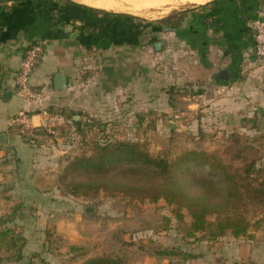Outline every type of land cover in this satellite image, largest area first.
<instances>
[{
    "label": "rangeland",
    "instance_id": "374dc122",
    "mask_svg": "<svg viewBox=\"0 0 264 264\" xmlns=\"http://www.w3.org/2000/svg\"><path fill=\"white\" fill-rule=\"evenodd\" d=\"M189 5L192 3L179 1L150 5L142 13L122 11L134 16L128 20L142 28L141 40H146L152 52L153 26L147 21ZM205 91L200 87H177L175 91L166 87L158 97V115L148 110L128 116L79 113L78 120H74L68 113L65 124L61 121L35 127L16 123L15 134L33 149V155L3 152L0 142V216L7 219L17 208L13 219L0 227H13L22 236L18 244L23 245L17 259L14 249L0 248V264H89L88 259L98 255L120 256L131 264H264V118L253 110L250 116L236 121L239 126L228 128L219 123L214 111L208 112V117L199 111L202 101L193 108L189 106L192 94ZM237 98H245V94L239 93ZM188 109L194 110L191 117L185 114ZM115 140L137 141L151 155L170 161L195 150L215 156L231 172L243 174L247 169L248 178L239 184L243 199L235 205L250 222L247 234L235 238L226 234L215 239H207L202 232L188 236L190 217L186 209H179L177 216L176 206L164 199L139 201L121 192L103 190L70 194L68 182L89 179L84 170L67 168L70 161L92 154L98 144ZM114 172L110 170L104 178H120ZM185 174L199 175L200 170H185ZM245 180L247 190L241 186ZM32 186L57 192L55 198L44 203L55 213L47 215L45 224L32 210L31 198L23 194ZM38 202L43 204V199ZM71 245L79 249L72 250ZM232 245L241 246L239 253L250 248L254 254L236 260L230 253Z\"/></svg>",
    "mask_w": 264,
    "mask_h": 264
},
{
    "label": "crops",
    "instance_id": "0c3cea01",
    "mask_svg": "<svg viewBox=\"0 0 264 264\" xmlns=\"http://www.w3.org/2000/svg\"><path fill=\"white\" fill-rule=\"evenodd\" d=\"M72 1L119 13L109 20L110 34L88 27L79 29L100 22L101 15L75 6H65L69 17L62 22L54 10L29 1H15L19 4L15 10L0 14L4 21L0 29V135L6 138L1 143L3 152L33 155V149L18 138L11 123L20 110L28 115V125L35 127L61 121L65 124L68 113L71 119L76 113L128 116L148 110L157 114L158 97L166 87L174 91L177 87L205 89L192 94L186 108L202 101L199 111L206 117L214 111L219 123L228 128L239 126L236 121L250 116L253 110L264 118V62L262 67L256 66L250 25L257 16L264 19V0H207L175 8L153 21L152 52L146 40H141L142 28L130 29L123 15L128 13ZM48 2L62 4V0ZM5 3L10 5L11 0ZM35 41H42L44 46L30 74L32 86L43 93L40 103L20 98L15 85L24 50ZM158 41L157 48L154 44ZM222 71L225 74H220ZM56 73L66 77L65 88H55ZM257 80L261 83L256 85ZM239 93L245 98L238 99ZM192 112L188 109L185 114L191 117ZM34 186L23 194L31 198L32 210L45 224L47 215L55 213L44 203L55 198L57 192ZM38 199H43V204ZM230 251L236 260L254 254L250 248L239 253V245H232Z\"/></svg>",
    "mask_w": 264,
    "mask_h": 264
},
{
    "label": "trees",
    "instance_id": "16d2710c",
    "mask_svg": "<svg viewBox=\"0 0 264 264\" xmlns=\"http://www.w3.org/2000/svg\"><path fill=\"white\" fill-rule=\"evenodd\" d=\"M0 0V14L4 11H13L22 0ZM17 1V2H15ZM37 5L47 6L56 12L59 22L67 19L69 14L65 6L80 7L101 15V21L81 25L79 29L91 28L101 34H110V18L119 13L106 11L78 4L72 0H62V4H52L48 0H26ZM64 5V7H63ZM133 19L131 14H123ZM154 25V22L147 21ZM4 21L0 16V29ZM130 29L139 27L129 22ZM69 169H82L87 172L89 179L84 181H70L68 192L72 195H88L103 190L110 194L121 192L130 199L156 202L164 199L166 203L176 206V215L179 209L185 208L190 220L186 234L195 236L202 232L207 239H215L226 234L232 237L244 236L250 228V222L243 213L235 207L243 199L239 188L241 180L248 178V170L243 174L231 172L215 156L204 151L188 150L175 157L172 161L166 157L153 156L137 141L115 140L96 145L90 155H79L70 161ZM110 170L120 175V178H104ZM185 170L196 172L199 175L188 177ZM94 175V178L91 176ZM87 178V177H86ZM247 190L248 182L241 185ZM16 209L8 214V218L0 216V225L13 219ZM22 236L15 232L13 227H0V248L14 249L16 259L20 257ZM72 250L79 249L71 245ZM167 253V251H159ZM89 264H131L120 256L98 255L88 259Z\"/></svg>",
    "mask_w": 264,
    "mask_h": 264
},
{
    "label": "built area",
    "instance_id": "2783aa9c",
    "mask_svg": "<svg viewBox=\"0 0 264 264\" xmlns=\"http://www.w3.org/2000/svg\"><path fill=\"white\" fill-rule=\"evenodd\" d=\"M254 41V59L257 67H262L264 62V19L260 16L250 22ZM44 50L42 41L30 44L23 53L20 67L15 76L16 93L23 100L43 101V93L36 90L30 82V74ZM29 117L24 110L18 111L12 118L11 123H23L28 125Z\"/></svg>",
    "mask_w": 264,
    "mask_h": 264
},
{
    "label": "bare ground",
    "instance_id": "6f19581e",
    "mask_svg": "<svg viewBox=\"0 0 264 264\" xmlns=\"http://www.w3.org/2000/svg\"><path fill=\"white\" fill-rule=\"evenodd\" d=\"M84 3L94 5L97 7H103L106 9L117 10H131L137 13H142L150 7V5H166L177 3L179 1L186 3H202L207 0H80Z\"/></svg>",
    "mask_w": 264,
    "mask_h": 264
},
{
    "label": "water",
    "instance_id": "95a60500",
    "mask_svg": "<svg viewBox=\"0 0 264 264\" xmlns=\"http://www.w3.org/2000/svg\"><path fill=\"white\" fill-rule=\"evenodd\" d=\"M159 44H160V41L156 42L154 46L158 48ZM220 74H225V72L222 71ZM53 83H54L55 88L63 89L66 87V77L61 73H56L53 76ZM78 118H79V113H76L73 115L74 120H78ZM0 142L1 143L6 142V138L4 134L0 135Z\"/></svg>",
    "mask_w": 264,
    "mask_h": 264
}]
</instances>
